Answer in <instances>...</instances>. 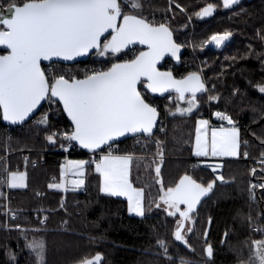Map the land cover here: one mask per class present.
I'll return each instance as SVG.
<instances>
[{
	"label": "trees",
	"instance_id": "obj_1",
	"mask_svg": "<svg viewBox=\"0 0 264 264\" xmlns=\"http://www.w3.org/2000/svg\"><path fill=\"white\" fill-rule=\"evenodd\" d=\"M13 2L0 0V10L6 14ZM118 2L123 13L137 14L153 24L165 23L172 29L185 51L179 62L168 59L160 68L171 70L177 78L197 72L206 91L196 94L193 111L180 113L173 110L172 93V100H168L169 94L153 95L142 81L143 96L160 111L155 133L142 135L151 144L132 148L133 137H129L98 151L134 154L131 180L144 190L143 216L130 214L125 198L100 191L97 156L72 152L66 156L60 150L72 125L58 98L49 96L35 117L14 127L11 136L0 112V176L6 175V170L26 174L23 188L13 189L0 182V264H37L35 253L26 247L34 240L44 244L42 264H77L97 253L102 256L101 264H180L181 257L189 264H248L255 252L252 241L264 240V189H258L257 203L248 197L252 177L264 184V163H255L253 174L242 158L244 153L249 158H262L264 153V93L258 90L264 84V0H239L230 8H224L222 0H139L140 9H132L128 0ZM209 3L215 5L213 15L197 18L195 13ZM226 31L232 35L224 47L206 45L211 35ZM109 40L111 35L102 44ZM188 45L193 52H188ZM132 49L138 53L141 46L104 56L96 55L97 50L87 60L71 64L53 61L43 68L50 66L45 69L50 81L55 74L81 78L116 61L131 59ZM5 51L0 48V53ZM210 96L217 99L210 100ZM215 111L229 115L238 127L239 155L223 160L219 174L226 182L216 181L213 191L197 205L193 231L186 233L185 244L173 235L179 216H170L156 205L161 188L174 187L183 175L205 186L215 180L217 174L193 156L196 121L202 116L212 121ZM53 133L54 141L50 142L46 137ZM157 140L161 141L159 147ZM144 149L162 152L165 158L144 157ZM66 157L87 163L82 188L65 193L49 188V184L61 180ZM157 165L160 176L155 172ZM6 206L12 209L8 215L4 214ZM251 224L261 231L250 228ZM158 240L166 242L167 255ZM208 245L213 248L211 258L204 251Z\"/></svg>",
	"mask_w": 264,
	"mask_h": 264
},
{
	"label": "snow or ice",
	"instance_id": "obj_2",
	"mask_svg": "<svg viewBox=\"0 0 264 264\" xmlns=\"http://www.w3.org/2000/svg\"><path fill=\"white\" fill-rule=\"evenodd\" d=\"M128 2L132 9L141 8L139 0ZM238 2L239 0H223V7L230 8ZM214 10L215 5L209 3L195 13V16L201 19L210 17ZM7 13L0 10V45L7 49V54L0 55V112L5 121L13 124L25 121L41 100L49 96L58 98L74 125V130L67 138L92 150L125 133L152 135L157 109L148 104L137 90L141 77L147 79L146 87L152 92L163 93L171 89L182 100L189 93V107L178 108L181 113L192 111L197 106L196 94L206 91L205 83L197 72L175 79L172 73L156 69L157 61L165 53L176 57L181 45L173 41L172 32L165 23L155 25L137 14H125L118 0H15L9 4ZM119 16H122V22L117 23ZM108 30L112 33L111 40L101 45V37ZM231 35L229 31L216 33L205 43H214L216 47H220ZM137 41L147 45L148 51H142L134 59L123 63L112 64L106 71L93 70L83 78H66L63 74H55L50 81L41 69V61H48L53 57L72 60L93 49L99 50L98 54L104 56L109 52L119 53L122 48ZM258 90L264 93V84L259 85ZM209 99L215 100L217 97L210 96ZM215 115L228 121L230 125L233 123L226 113L217 112ZM208 126L207 120L197 121L194 155L237 156L240 147L238 129L234 125L212 128L209 140ZM54 136L55 133L46 138L52 142ZM156 144L159 147L161 141L157 140ZM244 155L247 156L248 153ZM261 155L264 157V153ZM157 156L162 160V152H158ZM132 162V155L109 153L96 162L95 170L101 177L102 193L127 197L128 212L143 216V190L133 187L129 180ZM86 163L83 160L69 161V168L74 169L77 176H82ZM160 171V166L157 165V176H160ZM252 172L255 174V169ZM64 175L62 171L61 183L49 184V188H65ZM25 179V173L7 170L6 175L0 176V182L13 189L25 187ZM216 181L226 182L224 176L217 175L214 181L205 186L192 176L183 175L174 187L161 188L159 201L167 206L165 210L170 216H179L173 233L176 241L187 244L185 235L193 229L186 227V222L192 220L197 205L213 191ZM71 184L72 190H76L84 181L75 179ZM258 187L264 189V184ZM156 206L159 208L161 204L157 203ZM8 211L4 214L7 215ZM208 222L211 223V217ZM157 244L164 255H167L166 242L158 240ZM252 244L255 252L249 257L248 264H264V240H255ZM26 247L35 253L37 264H42L43 242L34 240ZM204 251L209 258L213 256L211 245ZM101 261V254L97 253L77 264H101ZM180 264L189 262L181 257Z\"/></svg>",
	"mask_w": 264,
	"mask_h": 264
},
{
	"label": "water",
	"instance_id": "obj_3",
	"mask_svg": "<svg viewBox=\"0 0 264 264\" xmlns=\"http://www.w3.org/2000/svg\"><path fill=\"white\" fill-rule=\"evenodd\" d=\"M118 1H119V0H118ZM222 1H223V0H222ZM6 14H8V13L6 12ZM120 22H122V16L117 17V23H120ZM155 25H159V24H155ZM167 26H168V25H167ZM168 27H169V26H168ZM169 29H170V31L172 32V39H173V41H174L175 43L181 45V48H180V51L177 53V56H176V57H173L170 53H165V54H164V55H163V56L157 61V63H156V69H157L159 72H170V73H172V76H173V78H175V79H182V78H177V77L173 74V72H172L171 70L160 68V64H162L163 62H165V61L168 60V59H172L173 61L179 62V61L181 60L183 54H184V51H185V47H184V45H182V44H180L179 42L176 41V39L174 38V33H173L172 29H171L170 27H169ZM107 35H112L111 30H108L107 32H105V33L102 35V37H101V44H102L103 39H104ZM229 40H230V38H229L227 41H225L224 44H222L220 47H216L214 43H209V46H211V47L214 48V49H221L222 47H224V46L227 44V42H228ZM136 44H139V45L141 46V50L136 54V56L139 55V53L142 52V51H148V46H147V45H142V44H140L138 41H137V42H134V43H132V44H130V45H128L127 47H131V46H134V45H136ZM0 48L6 50L4 53H0V55H5V54H7L6 46L0 45ZM95 51H97V50H96V49L90 50L88 54H85V55H82V56H78V57H74L72 60H64L63 58L53 57V58H51V59L48 60V61H41V69L44 71L43 64L50 63V62H53V61L62 62V63H66V64H71V63H76V62H79V61H84V60H87V59L90 57V55H91L93 52H95ZM134 58H135V57H134ZM134 58H132V59H134ZM129 60H131V59H129ZM125 61H128V60H120V61H116V62H114V63H112V64H115V63H123V62H125ZM112 64H111L108 68H110V67L112 66ZM108 68H107V69H108ZM107 69H105V71H106ZM186 76H187V75H186ZM81 78H83V77H81ZM183 78H184V77H183ZM201 78H202V77H201ZM202 80H203V79H202ZM142 81H145V86L147 85V79L144 78V77H141V81L137 83V90L141 93L142 97L145 99V97L143 96L142 91H141V89H140V86H139L140 83H141ZM203 82H204V81H203ZM146 88H147V87H146ZM147 89H148V88H147ZM148 91H149L150 93H152L153 95H157V96H164V95H166V94H171V93H174V92H175L174 90H171V89L168 90V91H165V92H163V93H161V92H152L150 89H148ZM187 94H189V93H186L185 95H187ZM47 99H48V97H46L45 99L41 100L40 104L37 105V108L34 109L33 112L29 114V116L25 119V121H22V122H18V123L13 124V123H11V122H9V121H5V120L3 119V116H2V121H3L5 124H8V125H20V124H23L24 122L29 121V120H31V119H33V118L35 117V115H36V114L42 109V107H43V105L45 104V102L47 101ZM145 101H146L148 104H150L151 106L155 107V106L152 105L148 100L145 99ZM60 104H61V107H62V109H63V112H64V114H65L67 120H68V121L71 123V125H72V131H73V130H74V125L72 124L71 118H70V117L67 115V113L64 111L63 104H62L61 102H60ZM155 108L157 109V117H156V122H155V124H154V126H153V132H152V135L155 133V131H156L158 125H159V121H160V111L158 110L157 107H155ZM71 133H72V132H71ZM139 134L145 135V134H143V133H125L123 136L115 137L112 141H109L108 144L101 145L100 148H98V149H92V150H90V149H86V148H83V147L79 144L78 141H75V140H71V141L74 142L77 146H79L82 150H84V151H86V152H91V153H93V152H97V151H99L100 149H102V148H104V147H107V146H109V145H111V144H114V143H116V142H119V141H121V140L127 139V138L132 137V136H135V135H139ZM202 199H203V198H202Z\"/></svg>",
	"mask_w": 264,
	"mask_h": 264
},
{
	"label": "rangeland",
	"instance_id": "obj_4",
	"mask_svg": "<svg viewBox=\"0 0 264 264\" xmlns=\"http://www.w3.org/2000/svg\"><path fill=\"white\" fill-rule=\"evenodd\" d=\"M154 21H156L157 22V20L159 21V18H155V17H153L152 18ZM167 20V19H166ZM104 42V41H103ZM103 45V44H102ZM206 45H208V43L206 44ZM188 52H193V50H192V48H191V46L190 45H188ZM96 55H99L98 53H96ZM173 94V99H174V103H175V108L176 109H174L173 108V110H177L178 108L179 109H186V108H188L189 107V104L187 103V100L188 99H190L191 98V95H185V97L187 96V99L185 100V102H184V99L182 100V99H180L179 97H178V94L176 93V92H174V93H172ZM194 109V108H193ZM193 109H192V111H193ZM178 111V110H177ZM178 112H180V111H178ZM191 112V111H190ZM217 112H220V111H215L214 113H213V119H212V121H210L208 118H206V117H204V116H202V117H199L198 119H197V121L198 120H207L208 122L210 121L211 122V124H213V123H215L214 125H212V126H208V136H209V140H210V135H211V129L212 128H216V129H219V128H221V127H232L233 126V124H229L226 120H222L220 117H218V116H216L215 115V113H217ZM181 113V112H180ZM183 113H189V112H183ZM197 121H196V127H197ZM209 125H210V123H209ZM236 128L238 129V127L236 126ZM72 130V129H71ZM70 130V131H71ZM239 131V130H238ZM72 132V131H71ZM133 137V136H132ZM139 141H140V143L139 144H137V145H135V146H138V145H141L142 147H146V146H149L150 144H151V140L150 139H148L147 137H145V136H140L139 137ZM133 140V139H132ZM195 143H196V132H195V138H194V144H193V151H194V147H195ZM111 145H113V144H111ZM144 145V146H143ZM134 146V147H135ZM133 148V147H132ZM157 153L158 152H156V154H155V152L154 151H150V150H145L144 149V151H143V154H141L142 156H146V157H151V158H153V159H156V160H159V157L157 156ZM96 154H98V153H95V155H92V156H96ZM130 154H132V155H134L133 153H130ZM238 154H239V152H238ZM238 157V155L237 156H234V157H227V156H218V157H212L211 155H209V156H207V157H204L203 156V158H205V159H207L208 160V162H204L201 158H197V159H199V160H201L202 162H203V164H205L206 166H209L210 167V169L212 170V171H214L217 175H220L219 174V171H220V169H221V165H222V162H223V160L224 159H229V158H237ZM165 158V155H163V158L162 159H164ZM196 158V157H195ZM69 161H81L80 159H74V160H72V159H66V160H64L63 161V165L61 166V172L63 171L64 173H65V178H67V175H69L68 177H70L71 178V180H75V179H73V175L75 174V170L74 169H70L69 168ZM68 165V167L66 168V166ZM216 165H219L220 167H215ZM15 172H23V173H25L24 171H15ZM83 175H84V168H83ZM78 176L79 178L78 179H83V177L84 176ZM51 180H54L53 178H51ZM67 180V179H66ZM84 181V180H83ZM83 186V185H82ZM82 186L80 187V188H78V189H81L82 188ZM72 184H69V186L67 187V189H64L63 191L66 193V191L67 190H69V189H72ZM65 199V198H64ZM63 203V202H62ZM160 204H161V206L163 207V208H167V206L166 205H163L162 204V202H160ZM181 207H183V206H181ZM195 216L192 214V220L190 221V222H186V227H191L192 228V226H193V224H194V221H195Z\"/></svg>",
	"mask_w": 264,
	"mask_h": 264
},
{
	"label": "built area",
	"instance_id": "obj_5",
	"mask_svg": "<svg viewBox=\"0 0 264 264\" xmlns=\"http://www.w3.org/2000/svg\"><path fill=\"white\" fill-rule=\"evenodd\" d=\"M136 54H137V52H136L135 49L130 50L131 58H134L136 56ZM49 68H50L49 65L45 66L46 70H48ZM45 69H44V71H45ZM168 100H172V95L171 94L168 95ZM20 125H8V124H6L7 134L9 136H11L12 133H13V128L14 127H18ZM67 136H69V134ZM140 136H142V135L139 134V135L133 136V140L131 141V146L132 147H134L135 145L140 143V141H139L140 140L139 139ZM60 150L63 151L66 154V156H68V154H70L71 152L72 153L92 154V155L95 154V153H89V152H86V151L82 150L79 146H77L74 142H72L71 139H68L67 142L65 144H63V146L61 147ZM242 158L247 160L248 167L250 168L251 171L255 168V165H254L255 163H261V161L264 160V157H262V158H249L248 156H245V155ZM66 159H68V157H66ZM34 163H36V161H34ZM78 178L79 177L77 175H73V179H78ZM260 184H261V181L258 180V179H255L253 177L249 180L248 197H249L250 202H252V203H257L258 200H259L258 189L260 187H258V185H260ZM254 185L256 187H253ZM9 209H10V211H8ZM5 211H8V214H9L10 212H12V209L9 208L8 206H6ZM44 220H45V218L43 217L41 219V222L43 223ZM250 228L254 229L255 231H256V229H259L258 225H255V224H251Z\"/></svg>",
	"mask_w": 264,
	"mask_h": 264
},
{
	"label": "crops",
	"instance_id": "obj_6",
	"mask_svg": "<svg viewBox=\"0 0 264 264\" xmlns=\"http://www.w3.org/2000/svg\"><path fill=\"white\" fill-rule=\"evenodd\" d=\"M228 122V121H227ZM209 123H210V125L209 126H212V125H214L215 123H213V124H211V122L209 121ZM233 125H234V123H232ZM235 127H236V125H234ZM239 132V131H238ZM238 152H239V149H238ZM109 153H112V154H114V155H123V154H129V155H132V154H130V153H116V152H112V151H102V152H99L98 154H96V156H97V162L100 160V158L102 157V156H105V155H108ZM239 155V154H238ZM133 156V155H132ZM193 156L194 157H196V158H203V156H200V157H198V156H196V155H194V151H193ZM204 162H208V160L207 159H205V158H203L202 159ZM63 165V164H62ZM68 167V165L66 166V168ZM74 175H76V174H74ZM100 175V174H99ZM69 175H67V178H65V175H64V184H65V188H60V189H62V190H64V189H67V187L69 186V184H71V181H73V180H71V178L70 177H68ZM67 179V180H66ZM100 180H101V177H100ZM129 180H130V182L132 183V185H133V187H135V188H139V189H142L143 190V188H141V187H138V186H136L133 182H132V180H131V166H130V173H129ZM58 183H61V180L59 181V182H57L56 184H58ZM118 197H122V198H125L126 200H127V197H124V196H118ZM127 203H128V200H127ZM143 206H144V190H143ZM132 215H135L134 213H132ZM187 226V225H186Z\"/></svg>",
	"mask_w": 264,
	"mask_h": 264
}]
</instances>
